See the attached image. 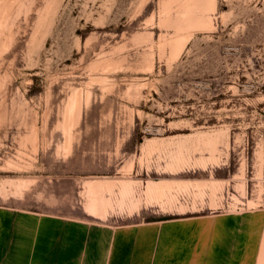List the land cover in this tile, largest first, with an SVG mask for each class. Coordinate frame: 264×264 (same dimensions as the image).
Returning a JSON list of instances; mask_svg holds the SVG:
<instances>
[{
  "label": "rangeland",
  "instance_id": "1",
  "mask_svg": "<svg viewBox=\"0 0 264 264\" xmlns=\"http://www.w3.org/2000/svg\"><path fill=\"white\" fill-rule=\"evenodd\" d=\"M204 1L0 0V209L41 264L125 226L145 258L264 264V0Z\"/></svg>",
  "mask_w": 264,
  "mask_h": 264
},
{
  "label": "crops",
  "instance_id": "2",
  "mask_svg": "<svg viewBox=\"0 0 264 264\" xmlns=\"http://www.w3.org/2000/svg\"><path fill=\"white\" fill-rule=\"evenodd\" d=\"M11 210L8 208H4V210ZM0 209V215H2V219H0V223L4 225H0V264H41L43 262V253L37 256L38 251H36V255H33V248L29 247L27 243V236L24 234H19V241L13 243L12 235L9 230V227H6L7 220H11L12 216H8ZM33 219L32 216H30ZM25 218V217H24ZM28 220V217L25 218ZM166 219V218H165ZM164 218L156 219L162 221ZM154 221L150 222L155 223ZM7 229V230H6ZM151 227H145L139 230L133 226H125L120 228L117 232V235L114 239L113 245L110 248L105 250V259L103 264H174V261H163L161 260V253L156 254L155 257L145 258L142 256L141 247L142 244L138 242V238H142V234H147L148 230ZM18 240V238H17ZM179 246H175L173 249H178ZM171 249V250H173ZM36 250L38 248L36 247ZM141 254V257L139 256ZM166 255H164L165 257ZM30 258V260H29ZM35 258V261H32ZM41 260L39 263L37 259ZM167 258V256L165 257Z\"/></svg>",
  "mask_w": 264,
  "mask_h": 264
},
{
  "label": "bare ground",
  "instance_id": "3",
  "mask_svg": "<svg viewBox=\"0 0 264 264\" xmlns=\"http://www.w3.org/2000/svg\"><path fill=\"white\" fill-rule=\"evenodd\" d=\"M201 3H202V6H204L203 8L206 9V8H210V7L214 6L215 0H205L204 2H200V4ZM185 44H186L185 42L180 43V45L178 46V49H177L178 53L183 49ZM109 185H110L109 182L91 181L88 183L89 190L91 191V195H92L91 200H90V204H89V210L92 214H94L96 216L104 215V206L102 205L101 200L98 197V192H99V189H101L103 186H109ZM149 185H150L149 188L154 189L153 183H151Z\"/></svg>",
  "mask_w": 264,
  "mask_h": 264
}]
</instances>
